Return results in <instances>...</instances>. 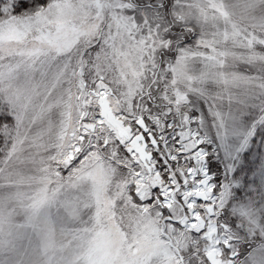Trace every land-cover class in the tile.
Returning <instances> with one entry per match:
<instances>
[{
	"label": "snow or ice",
	"instance_id": "1",
	"mask_svg": "<svg viewBox=\"0 0 264 264\" xmlns=\"http://www.w3.org/2000/svg\"><path fill=\"white\" fill-rule=\"evenodd\" d=\"M170 2L0 0V139L47 132L70 173L107 161L173 264H264V102L180 84Z\"/></svg>",
	"mask_w": 264,
	"mask_h": 264
},
{
	"label": "rangeland",
	"instance_id": "2",
	"mask_svg": "<svg viewBox=\"0 0 264 264\" xmlns=\"http://www.w3.org/2000/svg\"><path fill=\"white\" fill-rule=\"evenodd\" d=\"M166 18L190 42L176 66L181 85L219 95L225 108L264 102V0H171ZM18 140L27 158L9 167L12 146L0 166V264H173L164 221L120 199L107 161L70 173L69 149L47 132L23 130Z\"/></svg>",
	"mask_w": 264,
	"mask_h": 264
},
{
	"label": "trees",
	"instance_id": "3",
	"mask_svg": "<svg viewBox=\"0 0 264 264\" xmlns=\"http://www.w3.org/2000/svg\"><path fill=\"white\" fill-rule=\"evenodd\" d=\"M23 131V130H22ZM20 134L16 136V139H15V136L12 138L11 140V143L5 145V142L3 139H0V166H1V163L3 161V158L6 156L7 152L9 151V149L13 146V151H14V154H16L17 157L11 159V163L9 165V167H12L14 168L16 164L19 165V161L22 160L23 157H25V155L27 154V146L21 142V140H18ZM45 155H49V154H46L45 150H44V153L41 152L40 153H37L36 155V159L38 161V167L42 164V159L43 157H45ZM14 157V156H13ZM16 158H18L19 160H17ZM27 158V156L25 157ZM45 161V160H44ZM28 164H31L30 161H27ZM21 164L24 165V162H21ZM5 168V167H4ZM6 169H4L3 171H5Z\"/></svg>",
	"mask_w": 264,
	"mask_h": 264
}]
</instances>
